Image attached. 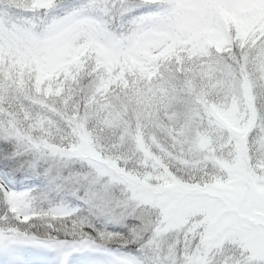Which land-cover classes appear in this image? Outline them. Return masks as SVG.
<instances>
[{
    "label": "snow or ice",
    "instance_id": "snow-or-ice-1",
    "mask_svg": "<svg viewBox=\"0 0 264 264\" xmlns=\"http://www.w3.org/2000/svg\"><path fill=\"white\" fill-rule=\"evenodd\" d=\"M0 264H264V0H0Z\"/></svg>",
    "mask_w": 264,
    "mask_h": 264
}]
</instances>
